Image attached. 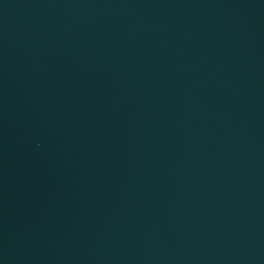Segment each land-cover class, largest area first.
Masks as SVG:
<instances>
[{
    "label": "water",
    "instance_id": "95a60500",
    "mask_svg": "<svg viewBox=\"0 0 264 264\" xmlns=\"http://www.w3.org/2000/svg\"><path fill=\"white\" fill-rule=\"evenodd\" d=\"M0 264H264V0H0Z\"/></svg>",
    "mask_w": 264,
    "mask_h": 264
}]
</instances>
